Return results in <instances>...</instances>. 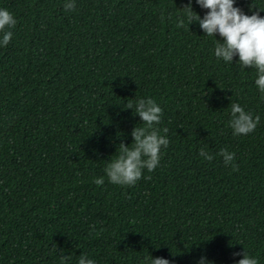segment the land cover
Returning a JSON list of instances; mask_svg holds the SVG:
<instances>
[{"label": "trees", "instance_id": "obj_1", "mask_svg": "<svg viewBox=\"0 0 264 264\" xmlns=\"http://www.w3.org/2000/svg\"><path fill=\"white\" fill-rule=\"evenodd\" d=\"M66 2L0 0L16 21L0 44V264H238L246 249L264 264L257 70L215 56L219 33L188 23L189 5L210 11L196 0ZM234 6L264 18V0ZM141 98L169 144L154 171L113 184L107 165L144 126L124 107ZM232 102L260 117L252 133L233 134Z\"/></svg>", "mask_w": 264, "mask_h": 264}, {"label": "clouds", "instance_id": "obj_2", "mask_svg": "<svg viewBox=\"0 0 264 264\" xmlns=\"http://www.w3.org/2000/svg\"><path fill=\"white\" fill-rule=\"evenodd\" d=\"M196 2L210 11L203 19L195 13L189 5L188 23L198 22L207 36L219 35L223 42L215 47V56L225 62L233 61L234 56H239V65L243 68L254 67L257 70L255 84L264 95V18L259 13L251 16L244 14L240 8L235 7V0H196ZM65 11L74 10L75 2L65 3ZM253 7L254 6L253 4ZM261 11L264 9L260 8ZM195 13V15H193ZM13 15L6 9H0V33H3L0 44L7 46L12 39V32L7 28L15 26ZM184 19L181 18L177 27H182ZM125 109H133L134 114H138L142 120L143 127H135L132 136L134 142L132 147L120 144L119 155L110 161L105 171L108 180L113 184L134 185L142 177V170L147 169L152 172L159 164L161 148H167L169 141L165 136L158 135L154 125L159 124L162 109L155 100L138 99L134 105L130 101L125 104ZM231 121L230 126L236 136L248 135L252 133L260 122V117L255 116L239 104H230ZM168 130L164 129L166 133ZM224 160L225 166L232 165L235 158L234 153L221 149L219 153ZM199 155L205 160L211 161L213 157L201 149ZM97 186L103 185V178L94 179ZM244 258L238 264H258L256 257L251 256L247 249L243 253ZM79 264H95V261L81 255ZM152 264H169L164 258H155ZM201 264H204L203 259Z\"/></svg>", "mask_w": 264, "mask_h": 264}]
</instances>
